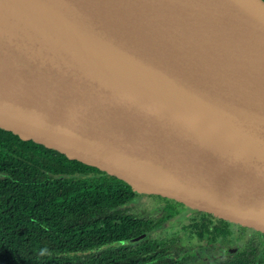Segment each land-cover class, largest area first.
<instances>
[{
    "label": "water",
    "instance_id": "obj_1",
    "mask_svg": "<svg viewBox=\"0 0 264 264\" xmlns=\"http://www.w3.org/2000/svg\"><path fill=\"white\" fill-rule=\"evenodd\" d=\"M0 128L264 234V0H0Z\"/></svg>",
    "mask_w": 264,
    "mask_h": 264
},
{
    "label": "trees",
    "instance_id": "obj_2",
    "mask_svg": "<svg viewBox=\"0 0 264 264\" xmlns=\"http://www.w3.org/2000/svg\"><path fill=\"white\" fill-rule=\"evenodd\" d=\"M137 194L113 175L0 128V264H191L192 236L212 245L209 264H264V249L247 243L219 257L217 244L232 242H222L215 226L170 230L172 214L155 220L131 212ZM153 226L162 232L111 244Z\"/></svg>",
    "mask_w": 264,
    "mask_h": 264
},
{
    "label": "flooded vegetation",
    "instance_id": "obj_3",
    "mask_svg": "<svg viewBox=\"0 0 264 264\" xmlns=\"http://www.w3.org/2000/svg\"><path fill=\"white\" fill-rule=\"evenodd\" d=\"M153 197L155 200L160 199V198H164L165 201L163 202V204H153L151 205L150 208H148L147 210L144 209V207L142 206L141 201L138 203L137 200L140 198L142 200H145L147 197ZM130 202H134L133 204H137L140 205L142 212H135V213H140L141 216L143 217H151V216H155V220H158L160 217H162L163 215H165L166 213L168 214H172L173 219L172 221H178L179 224V230L185 228L189 231L190 227H189V223H201V225H205L206 228H210L212 226H215L217 229H219V237L220 239H224L222 240L225 241H231L232 243L230 245H225L223 243H219L218 248H217V255H219V257H222V255L224 256H228V255H232L237 253L242 246L247 243L250 244L252 246L257 247V249H259V251H262L264 249V234L253 230L251 228L245 227V226H241L238 224H234V223H230L232 226H225V223L227 221H224L222 219H219L215 216H211L207 213L204 212H200V211H196L193 209L188 208L187 206H185L183 203L181 202H177L175 200L169 199V198H165L163 196L160 195H156V194H137V196ZM130 202L127 204V207H132L130 205ZM126 207V206H125ZM185 225H188V227H185ZM161 226V224L159 225ZM159 226H153L150 227L147 231L145 232H149V231H161L162 229ZM178 232H182V231H178ZM234 237L235 239L231 238ZM199 239V240H205L203 237L199 238V237H193L190 238L191 239ZM241 239V240H240ZM240 240V242H239ZM181 241V240H180ZM179 241V242H180ZM221 242V241H220ZM239 242V243H237ZM203 243H205L203 241ZM191 244V243H189ZM237 247V250L234 253L231 254H225V250L229 249V248H234ZM212 245L210 244H201L195 247H192L191 250V254L190 257L196 256L195 259H191L193 262L191 264H200L203 262H207V264H209L210 262V256L212 253H210L209 250H212ZM201 252L202 255L201 256H197L198 253ZM214 257H215V253H214ZM208 258V259H207ZM207 259V260H206Z\"/></svg>",
    "mask_w": 264,
    "mask_h": 264
},
{
    "label": "rangeland",
    "instance_id": "obj_4",
    "mask_svg": "<svg viewBox=\"0 0 264 264\" xmlns=\"http://www.w3.org/2000/svg\"><path fill=\"white\" fill-rule=\"evenodd\" d=\"M146 195H149V194H146ZM166 198V197H165ZM141 201V203H142V206L144 207V209H148V208H150L151 207V205H153V204H155V203H157V204H163V202L165 201V199L164 198H160V199H157V200H155L153 197H147L145 200H143V198H142V200L139 198L138 200H137V202L139 203L140 201ZM134 202H130V205L132 206L131 207V209H129L131 212H142V209H141V207H140V205H138V203L137 204H133ZM154 206V205H153ZM179 222L178 221H175V222H173L172 224H170V230H173V229H175V227H177V226H179ZM232 226L231 224H230V222H226L225 223V226ZM231 238H233V239H235L234 237H231ZM241 240V239H240ZM240 240H239V242H240ZM239 242H237V243H239ZM189 243H191V244H187V245H189L188 247H186L185 246V248H187L186 249V251H191L192 250V247H195V246H198V245H201L202 244V242H200V240L199 239H196V238H194V239H191L190 241H189ZM240 244V243H239ZM183 250V249H182ZM202 255V253L201 252H199L198 253V255L197 256H201ZM196 258V256L195 257H193V259H195ZM208 259V258H207ZM206 259V260H207ZM193 261H190V263H192Z\"/></svg>",
    "mask_w": 264,
    "mask_h": 264
}]
</instances>
